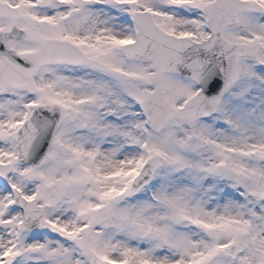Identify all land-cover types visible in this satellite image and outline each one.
Instances as JSON below:
<instances>
[{"label": "snow or ice", "instance_id": "obj_1", "mask_svg": "<svg viewBox=\"0 0 264 264\" xmlns=\"http://www.w3.org/2000/svg\"><path fill=\"white\" fill-rule=\"evenodd\" d=\"M0 264H264V0H0Z\"/></svg>", "mask_w": 264, "mask_h": 264}]
</instances>
